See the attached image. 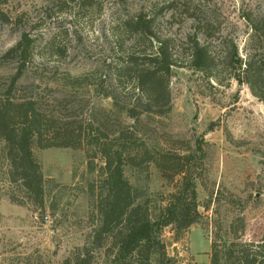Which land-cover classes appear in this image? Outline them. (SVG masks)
<instances>
[{"label":"rangeland","instance_id":"rangeland-1","mask_svg":"<svg viewBox=\"0 0 264 264\" xmlns=\"http://www.w3.org/2000/svg\"><path fill=\"white\" fill-rule=\"evenodd\" d=\"M145 2L0 0V99L9 92L15 98L34 96L47 112L71 117L78 125L92 124L111 135L134 131L155 158L127 164L125 173L155 213L181 179L175 168L158 160L189 156L185 169L196 175L200 213L189 227L164 229L168 259L163 264H211L214 246L223 254L234 242L256 246L264 241V104L231 70L220 72L217 83L198 70L173 67L171 109L160 113L156 107H139V118L130 117L125 108L140 90L134 75L117 79L118 70L131 55L148 66L158 42L151 47L146 39L132 37L121 22L143 10ZM253 11H264V0H181L157 15L153 30L159 38L173 39L180 62V46L183 52L185 38L195 32L217 52L222 37L234 39L245 58L251 30L242 13ZM205 22L212 24L207 35ZM24 34L32 40L31 56L11 89L21 59L6 52ZM111 91L119 98L117 106L106 95ZM4 147L0 139V264L19 257L62 264L100 223L104 163L86 143L79 148L34 145L44 174L40 208L11 179ZM103 252L97 253L100 261ZM152 264H162L158 254Z\"/></svg>","mask_w":264,"mask_h":264},{"label":"trees","instance_id":"trees-1","mask_svg":"<svg viewBox=\"0 0 264 264\" xmlns=\"http://www.w3.org/2000/svg\"><path fill=\"white\" fill-rule=\"evenodd\" d=\"M76 1V0H72ZM83 3L86 0H82ZM181 0H146L144 8L137 14L122 19L124 31L132 37L146 39L151 47L157 40L158 46L153 56L148 57V66L139 65L134 55L118 70L119 79L123 74L134 75L140 96L134 100L126 113L135 119L139 107H156L162 113L171 109L169 79L173 67H186L204 73L209 79L220 83L219 73L231 70L239 83H246L254 96L264 104V11L243 12L242 17L250 26L246 42V57H241L234 39L223 37L218 52L202 41L198 33L185 38V48L180 62L172 38H159L153 30L155 18L167 7ZM1 11V9H0ZM199 25V21H198ZM203 32L207 35L212 24L205 22ZM198 31H201L198 30ZM32 40L24 34L6 55L16 54L21 59L17 74L12 78L11 89L23 75L31 56ZM181 55V54H180ZM117 106L119 98L112 91L107 92ZM59 114H62L61 112ZM84 127L72 118L49 113L38 98L23 96L15 98L9 92L0 99V139L5 143L6 156L10 161L9 174L15 182H20L28 191V198L42 208L44 205V174L41 163L36 158L33 146L39 148L66 147L79 148L86 143L100 156L101 186L103 192L98 207L101 220L93 230L91 238L78 246L62 264H152L153 256L159 255V262L168 259L162 246L161 235L168 226L178 229L189 227L199 217L196 175L191 168L189 156L174 161L162 156L159 163L168 164L181 175L180 182L171 192L169 200L155 213L149 200L129 181L125 173L127 164L140 165L152 161L145 143L137 142L134 131L117 130L112 135L101 131L92 124ZM198 150L204 154L201 143ZM184 159H186L184 161ZM103 252V260H98V251ZM10 264H44L42 260H10ZM211 264H264V241L256 246L232 243L223 254L214 246Z\"/></svg>","mask_w":264,"mask_h":264}]
</instances>
